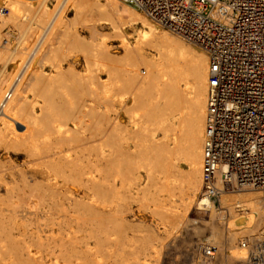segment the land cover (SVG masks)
<instances>
[{
    "label": "bare ground",
    "instance_id": "obj_1",
    "mask_svg": "<svg viewBox=\"0 0 264 264\" xmlns=\"http://www.w3.org/2000/svg\"><path fill=\"white\" fill-rule=\"evenodd\" d=\"M48 1L0 0V264H154L180 227L195 264H214L204 247L219 262L247 263L251 246L264 264L263 192L200 202L206 54L119 0ZM145 167L149 180L136 188ZM177 183L182 211L172 208ZM129 200L153 205L161 232L129 220ZM192 204L207 222L191 225Z\"/></svg>",
    "mask_w": 264,
    "mask_h": 264
},
{
    "label": "built area",
    "instance_id": "obj_2",
    "mask_svg": "<svg viewBox=\"0 0 264 264\" xmlns=\"http://www.w3.org/2000/svg\"><path fill=\"white\" fill-rule=\"evenodd\" d=\"M119 1L206 54L200 202L223 191L264 193V0ZM249 254L256 264L261 253Z\"/></svg>",
    "mask_w": 264,
    "mask_h": 264
},
{
    "label": "rangeland",
    "instance_id": "obj_3",
    "mask_svg": "<svg viewBox=\"0 0 264 264\" xmlns=\"http://www.w3.org/2000/svg\"><path fill=\"white\" fill-rule=\"evenodd\" d=\"M53 6H52V5ZM48 5H49V7L50 8H52V7H54V5H55V3H54V1L53 0H49L48 1ZM3 13H5V10L3 11ZM63 13H64V15H65V17L67 18V20H72L73 19V16H74V12H73V10L71 9V7L70 6H66V8L63 10ZM91 13H92V15H90V17L91 16H93V17H91L93 20L92 21H95V22H93V24L95 25V28L98 30V31H100L101 33H105V34H107V35H105V38H106V36H107V42H108V45L111 47V49L113 50V52H114V55L115 56H120V55H122V53H123V51H122V48H120L119 47V45H118V41H119V39H117L116 37H114V35H113V31H112V29H111V26L109 25V24H107L106 22H104L103 20H99L98 18V16H97V14L95 13V12H93V10L91 11ZM95 15H96V17H95ZM96 18V19H95ZM78 30H79V32H80V34H81V36H86L87 35V30L85 29V27H82V26H80V25H78L77 27H76ZM111 31V32H110ZM125 33L126 34H131V36H130V41H134V39L136 38V35H135V33L133 32V30L131 29V28H129V27H126L125 28ZM0 43H1V45L2 46H4V45H6V39H5V36H3L1 39H0ZM125 123H126V119H125V121H124ZM138 127V126H137ZM157 134H159V133H157ZM155 137V140H154V142L158 139V140H162L161 139V136L160 135H154ZM157 137V138H156ZM158 137H160V138H158ZM157 142V143H156ZM155 142V144H158L159 142L158 141H156ZM143 144V143H142ZM150 148H151V146H150ZM151 152H152V148L150 149V154H151ZM1 153L2 152H0V155H1ZM11 158L14 160V161H16L18 164H20V162H21V160H22V158H18V159H15V157L14 156H11ZM0 159H1V157H0ZM1 161H3V159H1ZM152 164L150 163L149 164V166H151ZM146 168H148V167H145V168H141V169H139V176H140V179L137 181V183H136V188L138 187V188H142L143 187V185L144 184H146V182L149 180V179H147L148 178V174L147 175H145V173H147V170H146ZM12 170H16V169H12ZM177 171V170H176ZM183 171V172H182ZM183 173H184V169L183 168H181V171H179L178 173H176V175H177V177H176V175H174L175 177H176V179L178 180V181H180V184H182L181 182H183ZM180 174H181V176H180ZM145 177H147V178H145ZM180 178V179H179ZM182 178V179H181ZM147 179V180H146ZM146 180V182H144ZM178 181H175V182H178ZM174 182V183H175ZM143 184V185H142ZM139 185H141V186H139ZM177 186L178 187H180V185H179V183H177L176 185H174V189H173V191L174 190H178V192L177 191H174V194H172V197L173 198H171V201H172V204H173V206L171 205V202H170V204L169 205H171L172 206V208L174 207H176L175 208V210L176 209H178V208H180V206L178 207L177 205L179 204V202L178 201H176V200H178V195H180V193H179V188H177ZM240 191H247V190H240ZM240 191H235L234 193H236V192H240ZM228 192H230V191H228ZM176 193V194H175ZM177 193H179V194H177ZM231 193H233V192H231ZM175 196H176V199H175ZM175 200V201H174ZM129 202V204H128V206H129V212H128V214H127V217H128V219L129 220H133L134 222H137L138 221V219H142V218H144L143 220L144 221H147V223H151V222H155L154 223V225L158 228V229H160V231L159 232H161V230H162V225L160 224V219H159V216L158 217H156L155 215V217L153 216V215H149L150 214V212L152 211V209H150V208H153L152 206L153 205H151V204H149V202H147V201H144V204H145V202H147L146 204H148V205H146L147 207H145V208H143L141 205H143V206H145L143 203H142V201H128ZM137 202H139L141 205H139V203L137 204ZM174 202H177V203H175V206H174ZM134 203V204H133ZM177 204V205H176ZM137 205H139L138 207H140V208H136V206ZM132 207H133V211H132ZM149 208V209H148ZM174 208H173V210H174ZM194 207H193V204L190 206V208H189V210L186 212V215H187V217H188V219H190L191 221H193L192 223H191V225L192 226H200V224H203L204 222H207L208 221V215L207 214H205V215H203L202 217H201V219L203 220L202 222H201V220H199L200 218H198L199 216L197 215V213L196 212H194ZM176 211H182V208H180V209H178V210H176ZM152 214V213H151ZM130 215V216H129ZM151 219H150V218ZM150 219V220H149ZM137 220V221H136ZM159 220V221H158ZM157 221V222H156ZM159 224V225H158ZM205 230V229H204ZM176 231V232H175ZM179 233H178V232ZM171 232V233H170ZM170 232H169V235H171L172 233L174 234H172L171 236L172 237H170L168 234H166L165 236H164V242H162V244H161V246L159 247V251H158V255H156L155 256V258H158V259H156L155 260V258L153 259V262H154V264H195V261H193L192 260V254H191V251H190V249H188V248H186V242L185 241H187V236L185 235V233H184V230H183V228L182 227H180V228H178V229H176V230H170ZM205 232H206V230H205ZM204 232V236H202V239L201 240H204L205 239V233ZM175 233H177V234H175ZM168 235V236H167ZM175 235H176V237H175ZM181 235H183V236H181ZM173 236H174V239H175V241H174V239H173V241L172 240H169V238L171 239V238H173ZM168 237V239H167V241H166V238ZM177 238V239H176ZM181 238H183L182 239V241H180V239ZM184 238H185V241H184ZM166 242H167V244H166ZM182 243H183V245H182ZM165 246V247H164ZM182 246V247H181ZM184 247V248H183ZM163 248V249H162ZM185 248H186V250H185ZM162 249V250H161ZM189 250V251H188ZM253 251V246H251L250 248H247V250H246V257H248L250 254V251ZM158 256V257H157ZM213 258L211 259V261L214 263V264H224L225 262V264H247V263H245V261L242 263L241 261H238V260H235V259H232V260H230L229 258H224L221 262H219V254L218 253H216V252H214V250H213ZM157 261V262H155V261ZM227 260H228V262L229 263H227ZM231 261H233V262H231ZM239 262V263H238ZM241 262V263H240Z\"/></svg>",
    "mask_w": 264,
    "mask_h": 264
}]
</instances>
